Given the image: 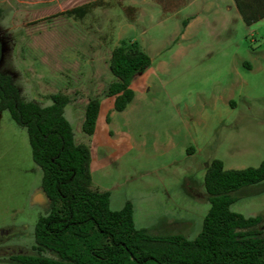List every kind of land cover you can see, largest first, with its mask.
Listing matches in <instances>:
<instances>
[{"label": "rangeland", "instance_id": "rangeland-1", "mask_svg": "<svg viewBox=\"0 0 264 264\" xmlns=\"http://www.w3.org/2000/svg\"><path fill=\"white\" fill-rule=\"evenodd\" d=\"M202 1L187 0L178 13L165 14L156 0H127L104 9H63V0H0V73L11 77L24 101L49 106L51 95H67L64 116L76 143H89L81 129L84 108L89 98L106 93L113 77L109 57L122 41L136 42L151 58V82L175 100L180 133L199 132L196 120L209 116L205 92L225 78L233 103L225 106V121L194 159L110 188V209L118 211L128 200L136 228H166L162 235L190 240L210 207L203 186L208 161L221 160L225 169L264 162V19L247 26L233 0H216L218 15L214 7L204 11ZM131 4L134 19L126 11ZM197 12L202 20L182 34L183 21ZM199 89L203 95L195 94ZM0 120V230L19 231L10 241L0 237V243L24 251L31 245L28 232L48 211L33 203L42 172L32 160L26 130L8 112ZM187 182L192 185L186 189ZM189 188L196 192L189 195ZM263 189L264 181L247 188L230 210L244 217L264 215Z\"/></svg>", "mask_w": 264, "mask_h": 264}, {"label": "trees", "instance_id": "trees-1", "mask_svg": "<svg viewBox=\"0 0 264 264\" xmlns=\"http://www.w3.org/2000/svg\"><path fill=\"white\" fill-rule=\"evenodd\" d=\"M233 1L245 25L264 19V0ZM156 2L165 14L186 4ZM126 11L134 19L135 9ZM151 62L136 42L122 41L112 50L108 68L114 80L106 95L115 96V111L122 112L131 103L134 93L129 85ZM51 101L49 106L24 101L11 77L0 73V112H8L26 130L32 160L42 172L41 191L52 212L38 218L37 234L40 239L47 227H63V264H264V215L244 217L230 210L247 188L264 181V162L244 169H224L218 159L208 163L204 187L210 207L194 239L162 235L163 227L138 229L129 201L113 211L110 194L93 188L90 148L75 142L64 116L69 97L56 93ZM98 110L99 100L89 98L81 126L87 136L94 132ZM19 259L17 264H48L25 256Z\"/></svg>", "mask_w": 264, "mask_h": 264}, {"label": "crops", "instance_id": "crops-1", "mask_svg": "<svg viewBox=\"0 0 264 264\" xmlns=\"http://www.w3.org/2000/svg\"><path fill=\"white\" fill-rule=\"evenodd\" d=\"M123 1L127 0H63V9H83L88 5L93 9H104L114 4L122 5ZM128 1L135 2V0ZM185 1L187 4V0ZM202 3H204L202 8L204 11L214 7L215 14H219V5L216 0H206ZM128 7L134 8L132 4ZM201 15L197 12L189 19H185L186 24L182 34L196 26L195 24L202 20ZM149 68L131 81L129 88L133 91L134 97L122 112H117L114 109L115 96H107L106 93L103 96H96L99 100V110L94 132L91 136L83 133L87 138L89 137V143L80 142L90 148L93 188L100 192H108L110 201L112 185L119 186L137 174H148L151 171L164 168L170 169L177 163L194 159L200 151L199 148L209 143L214 131L219 129V125L225 121V106L233 103V93H231L232 91L226 92L224 78L218 88L213 89L212 87L213 90L208 94L205 92L209 100L207 103V105L209 104V116L206 121L203 117L196 120L199 132L191 135L187 128H184L180 133L178 127L182 122L177 104L160 83L151 82ZM219 70L221 73H225L224 68ZM113 80L112 77L107 88ZM245 84L244 81L243 85ZM195 94L203 95L204 93L199 89L195 91ZM4 112L6 111L0 112V118L4 116ZM82 123L83 118L81 126ZM213 159L216 158L210 159L208 163ZM192 166H196V163H193ZM204 174L205 172L203 179ZM191 185L190 182H187L186 189ZM195 192V188L187 190L189 195H193ZM126 202L128 200L124 202L123 206ZM134 209L133 206V215ZM171 224L174 223L170 222Z\"/></svg>", "mask_w": 264, "mask_h": 264}, {"label": "flooded vegetation", "instance_id": "flooded-vegetation-1", "mask_svg": "<svg viewBox=\"0 0 264 264\" xmlns=\"http://www.w3.org/2000/svg\"><path fill=\"white\" fill-rule=\"evenodd\" d=\"M38 202L43 207H49L48 200L39 199ZM50 213L52 212L48 210L40 216L49 215ZM16 230L9 232L8 229H2L0 230V237H5L6 241H10L19 236V231ZM46 231V234L39 239L36 226H34V230L28 232L31 245L29 249L24 251L11 248L6 245L8 243L5 245L0 243V259L3 260V264H17L22 261L19 258L24 256L34 260L45 261L48 264H63V227H47Z\"/></svg>", "mask_w": 264, "mask_h": 264}, {"label": "water", "instance_id": "water-1", "mask_svg": "<svg viewBox=\"0 0 264 264\" xmlns=\"http://www.w3.org/2000/svg\"><path fill=\"white\" fill-rule=\"evenodd\" d=\"M39 199H42L43 201H47V198H46L45 194L42 191L38 192V194L34 197L33 202L34 203H39L38 202Z\"/></svg>", "mask_w": 264, "mask_h": 264}]
</instances>
